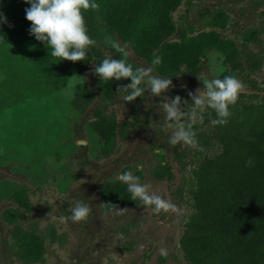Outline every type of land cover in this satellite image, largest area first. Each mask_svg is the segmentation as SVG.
Segmentation results:
<instances>
[{
    "label": "rangeland",
    "instance_id": "374dc122",
    "mask_svg": "<svg viewBox=\"0 0 264 264\" xmlns=\"http://www.w3.org/2000/svg\"><path fill=\"white\" fill-rule=\"evenodd\" d=\"M102 10L96 24L100 40L88 49L83 70L45 52V63L62 68L60 78L0 31V264H186L178 240L191 212L188 171L220 152L207 118L210 108L193 127L197 148L170 145L174 128L156 126L164 123L161 97L146 92L125 103L116 90L130 79L106 82L95 74L105 57L117 59L106 49V36L127 45L134 67L162 57L154 74L172 80L174 87L164 95H179L186 111L193 107L188 92L230 66L212 47L171 74L199 34L234 54L236 77L246 86L241 94L264 98V0H181L169 13L171 32L158 42L145 26L137 29L120 2ZM73 75L77 86L70 95ZM144 103L152 108L146 111ZM104 128L110 129L108 141L99 133ZM126 171L182 211L154 214L131 200L120 180ZM77 202L91 208L85 221L71 220Z\"/></svg>",
    "mask_w": 264,
    "mask_h": 264
},
{
    "label": "trees",
    "instance_id": "16d2710c",
    "mask_svg": "<svg viewBox=\"0 0 264 264\" xmlns=\"http://www.w3.org/2000/svg\"><path fill=\"white\" fill-rule=\"evenodd\" d=\"M95 2L100 5L98 11L83 13L92 39L100 40L96 24L109 7L102 9L120 2L124 14L132 21L137 20V29L145 26L154 35L152 41L158 42L171 32L169 13L181 0ZM29 7L24 0H0V12L8 21L0 24V31L19 50L35 54L38 65L44 66L49 74L60 78L62 68L45 63L44 54L51 49L29 34L31 23L25 13ZM188 46V57L173 63L175 70H171V74L178 70L179 63L187 64L202 51L214 47L223 54L224 63L230 65L218 78L237 76L239 63L221 41L213 44L207 35L199 34ZM106 49L120 59L121 54L111 46L106 45ZM88 59L87 55L79 62L64 60V66L83 70ZM229 110L231 115L226 125L211 124L220 152L204 158L188 171L186 185L191 212L178 240L186 264H264V98L257 100L254 95L240 94ZM207 118L209 121L216 119L215 111L210 109ZM99 133L103 140L110 139L109 128L101 129ZM249 158L254 161L253 167H245Z\"/></svg>",
    "mask_w": 264,
    "mask_h": 264
},
{
    "label": "clouds",
    "instance_id": "9594fccd",
    "mask_svg": "<svg viewBox=\"0 0 264 264\" xmlns=\"http://www.w3.org/2000/svg\"><path fill=\"white\" fill-rule=\"evenodd\" d=\"M30 4L25 9L26 19L31 23L29 34L34 36L39 42L50 48V55L59 60L79 62L86 59L88 49L97 46V41L88 34V28L83 13L88 10L98 11L100 5L95 0H24ZM8 23L6 16L0 12V24ZM9 27L12 25L9 24ZM0 37V40H3ZM105 44L118 53L120 59H114L111 55L105 57L101 63L95 65L94 72L103 81H120L130 79L127 85L117 87V92L122 93L120 99L125 103H131L138 97H142L147 92L150 98L161 97L159 106L164 112L163 125H156L163 129H172L169 137V144L175 146L182 144L192 148L198 147L196 133L193 131L194 125L202 123L206 108L215 111L216 119L210 122L214 126H222L228 123L231 112L230 106H234L240 94L245 90V84L235 75L224 76L223 79H205L203 88H197L195 93L189 91L188 96L192 100L193 107L190 111L182 109V98L177 95L169 97L164 95L170 87H174L170 78H164L155 73V67L162 64V57L155 55L150 66H136L128 61L129 52L127 45H122L119 40L106 36ZM199 78V77H198ZM78 76L73 75L68 78L69 94L77 86ZM187 104V100L183 101ZM145 110L152 108L151 103H144ZM186 123H179L182 119ZM254 161L249 158L245 161V167H253ZM120 180L127 185V190L131 194V200H139L145 207L150 208L154 214L161 212L180 213L176 204L170 199H165L158 192L152 189L150 183L140 182V178L132 171H126L120 176ZM118 212L120 209L112 205ZM91 212L88 204L77 202L72 208L71 220L73 222L85 221ZM61 221H66L67 217H60ZM143 248V245H141ZM162 256L167 255V250L160 249Z\"/></svg>",
    "mask_w": 264,
    "mask_h": 264
}]
</instances>
